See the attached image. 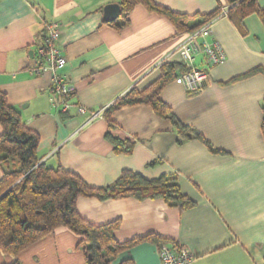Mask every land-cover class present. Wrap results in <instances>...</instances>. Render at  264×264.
<instances>
[{"label":"crops","instance_id":"1","mask_svg":"<svg viewBox=\"0 0 264 264\" xmlns=\"http://www.w3.org/2000/svg\"><path fill=\"white\" fill-rule=\"evenodd\" d=\"M155 1L189 15L230 6L227 0ZM113 2L119 0H0V89L40 135V162L61 165L93 186L114 182L127 168L148 179L175 174L181 191L195 201L192 207H171L160 198L81 196L78 210L96 224L120 219L119 241L156 233L170 239L164 244L188 246L195 253L192 264H264V73L242 76L264 67L263 22L257 14L243 23L231 16L216 19L214 37L226 58L208 67L203 89L190 93L177 79L161 92L177 118L217 151L197 137L182 139L171 120L140 104L112 114V133L134 139L130 153H119L107 137L105 117L86 123L88 113H79L77 105L98 109L132 88H146L161 75L163 60L180 62L174 52L184 34L143 4L134 7L124 28L105 24L104 7ZM258 3L264 7V0ZM53 20L60 23L58 45L67 57L62 73L75 87V105L66 114L51 104L50 73L31 71L46 23ZM201 20L194 16L189 24ZM196 64L208 66L202 55ZM80 239L58 227L17 256L0 248V264H88L77 247ZM160 245L141 242L112 264L128 258L162 264Z\"/></svg>","mask_w":264,"mask_h":264},{"label":"trees","instance_id":"2","mask_svg":"<svg viewBox=\"0 0 264 264\" xmlns=\"http://www.w3.org/2000/svg\"><path fill=\"white\" fill-rule=\"evenodd\" d=\"M227 1L230 4L229 16L238 19L239 23H243L247 16L257 14L264 24V7L259 5L258 0ZM119 3L122 7L121 16L113 22L104 21L105 24L117 29L124 28L130 22L129 16L134 7L143 4L148 10L166 16L184 36L221 13V6L208 13L189 15L174 11L155 0H119ZM194 16H200L202 20L190 25L189 20ZM186 70L187 67L181 61L163 62L161 75L149 86L142 90L132 88L110 104L105 111L109 127L107 137L117 152L130 153L134 139L129 137L122 139L112 133V130L117 128L112 114L125 106L140 104L152 106L159 116L171 120L181 133L182 139L197 137L213 151H217L194 127L182 123L161 98L163 88L170 82L180 79ZM257 72L264 73V67H256L242 76ZM0 125L2 126L0 163L3 166L0 178V248L6 253L17 256L56 228L67 227L81 237L77 247L83 250L88 264H112L120 252L141 242L154 241L162 245L170 242V239L149 233L119 241L115 237V230L121 226V220L116 219L103 224L90 222L78 210L79 197H96L101 200L124 197H135L140 200L160 198L169 206L179 209L189 208L195 204L193 199L181 191L175 174L148 179L141 173L127 168L114 182L104 186H93L79 174L61 165L52 167L40 162L38 155L40 135L28 127L21 113L10 103L7 93L2 89ZM262 133L264 136V118ZM10 264H21V261L17 259ZM120 264L135 262L128 258Z\"/></svg>","mask_w":264,"mask_h":264},{"label":"built area","instance_id":"3","mask_svg":"<svg viewBox=\"0 0 264 264\" xmlns=\"http://www.w3.org/2000/svg\"><path fill=\"white\" fill-rule=\"evenodd\" d=\"M222 16H229L227 6H221L219 15L186 34L175 49L174 53L178 54L180 61L187 67L180 79L190 93L201 91L208 78V67L216 65L226 58V53L221 43L214 37L213 31L214 21ZM60 36V23L56 20L47 22L44 39L38 48L37 60L31 67V71L36 75H41L46 71L50 73L49 93L51 104L57 108L58 112L65 114L75 105L71 100L75 87L62 73L67 64V57L58 45ZM198 55L204 57L208 64L206 68L197 66L196 59ZM166 61L168 60H163L162 63ZM77 106L79 113H88L86 120V123H88L98 117H105V111L110 105L91 110L82 104ZM158 253L162 264H192L195 259L194 251L184 245L176 247L163 244L160 246Z\"/></svg>","mask_w":264,"mask_h":264},{"label":"water","instance_id":"4","mask_svg":"<svg viewBox=\"0 0 264 264\" xmlns=\"http://www.w3.org/2000/svg\"><path fill=\"white\" fill-rule=\"evenodd\" d=\"M122 14V7L120 3H108L104 7V19L107 22L116 21Z\"/></svg>","mask_w":264,"mask_h":264}]
</instances>
